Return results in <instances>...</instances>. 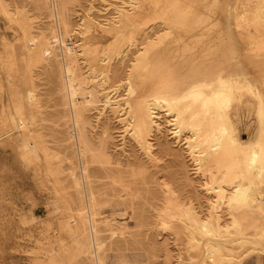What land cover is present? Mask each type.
Segmentation results:
<instances>
[{"label":"bare ground","instance_id":"6f19581e","mask_svg":"<svg viewBox=\"0 0 264 264\" xmlns=\"http://www.w3.org/2000/svg\"><path fill=\"white\" fill-rule=\"evenodd\" d=\"M39 1L47 9L48 17L54 22L48 30L51 39L56 42L58 48L55 55H59L63 116L65 123H68V140L71 142L77 160L75 168L79 169L77 171L73 165H70L72 164L70 160H68L69 166L63 170L51 167L50 161L45 160L44 170L48 176H51L48 181L51 182L54 196L66 209L65 219L59 221L60 228L66 229L78 251L89 254L90 264H104V258L100 256L103 242L97 235L95 222L98 209L102 205L110 203L114 197L124 195L125 183L123 181L125 177L134 178L144 173L141 166L136 167V170L129 171L127 175L124 174V171H116L117 173L113 171L110 167V156L106 151L105 144L107 142L104 144L105 140H93L85 131L86 107L97 101L93 96L94 93L89 89L90 86L87 85V79L101 76V79L103 78L101 83H104L110 77L112 73L111 61L124 57L127 54L125 51H128L132 45H136L135 28L131 25L139 17H142L141 21H138L143 29L138 31L137 28L136 31H138V35L145 34L146 39L151 31L145 30L150 26L151 29L158 24L167 26L171 30L168 29L170 30L169 34L167 36L162 34L156 41L152 39L145 41L144 46L137 50L139 52L133 58L130 71L124 77V81L117 84V86L125 87L126 90L122 107L125 106L127 118L133 123V132L136 133L138 140L140 139L144 143L148 155L151 153V144L145 136L151 126H158V109L163 110L164 115L170 116L168 120H166L167 118L165 120L169 125H172V133L176 135L177 131H188L189 135L186 137L189 140H185L188 144L186 147L189 148L188 159L194 172L200 177H198L199 185L204 193H208V190L213 191L214 195L220 199V201L217 199L216 201L221 203V199L224 198L225 204H223L226 208L224 210L229 216L224 219L220 215L217 202V204L208 205V201H211L210 196H208L210 200L208 198L207 201L205 200L206 207L201 206V202L197 207L194 206L191 199L182 201L173 198V202H175L173 204L177 208H171V211L160 209V223L164 224L165 228L172 230L176 237L179 235L178 227L182 228L187 238L188 248L199 253V259L190 264H237L239 260L234 259L237 258V255H234L233 252L250 248L248 244L260 242L264 237L261 233L263 228L259 227V221L254 218V213H258L256 209H262V205L256 201L255 197L251 196L253 192H250L251 187L249 189V186L253 185V179L255 181L254 177L264 171V98H262L263 95L257 98L259 95L254 94L258 99L257 101L255 99L256 104L254 102L258 116L256 123H259L258 134L251 144L245 145L239 138L234 125L235 117L239 115L240 110L236 105V108L230 106L231 101H229L232 95L239 92L242 87L252 92L253 83L258 85L257 83L261 82L263 87L260 86V89L262 87L264 90V53H262L264 38L263 36L259 37L261 35L260 27H264V4L260 2L261 0H190L188 9H185V5L182 8L183 5L180 4V1L178 3L182 9L179 11L180 8L177 7L179 12H173L170 9L168 11L171 12H165L166 7H164V12L160 11L163 0H148L147 3L145 1L144 8L140 9H138V4L132 2L134 0H123V3L118 5L110 2L116 6L114 7L116 16L102 23L96 21L98 26L105 27L103 29L97 27V31L95 30L96 26L90 23V25L86 24L83 20L84 23L79 21V24L70 25L67 10H69V5L76 0ZM3 3L0 0V9L3 10L0 11L6 13L7 10L2 8ZM171 6L173 7V5ZM138 10L140 12L135 14ZM15 17L18 16L15 15ZM19 17L21 18V16ZM231 18L235 19L233 22L241 29L238 32L230 29ZM88 19L91 21V18ZM13 21L15 22V20ZM27 21L29 22V20ZM201 25L203 27L198 29ZM86 26L93 27L96 32L84 34L83 32L87 30L84 29ZM251 27L253 32H247V30H251ZM123 29H127L130 33L125 38H121ZM245 30L247 34L244 32ZM42 39L44 41H41ZM42 42L45 43H43L45 47L49 44L51 46V41L46 40L42 30L38 28L35 35L28 38L21 37L19 42L10 43L6 50L0 51V55L2 52L6 54L4 64L0 66L7 70L9 77L19 76L22 72V65L28 58L26 54L30 57V53L39 52ZM6 43L2 42L3 48L6 47ZM125 48L127 49L125 50ZM35 56L33 57L35 58ZM91 58H97L95 65L89 62ZM28 60L30 59L28 58ZM175 60L179 62L178 67L172 64ZM88 63L90 64L88 65ZM81 64L85 65L84 68L87 66L86 74L82 72ZM113 73L115 74V71ZM93 81L95 82L94 79ZM101 86L103 88V85ZM16 87V83L11 80L8 82L7 90L14 97L17 93L15 92ZM257 89L259 90V88ZM256 91L253 92L256 93ZM105 92L101 95L105 98L104 102L107 103L110 102V96L108 98V93ZM260 92L262 93L261 90ZM21 94V99L26 105L33 100L35 95L31 89H27ZM117 101L115 100V102ZM241 104V107L245 106L243 102ZM248 105L246 108L250 107ZM117 109L120 113L123 112L120 111L121 109ZM32 117L34 116L28 115L24 120L18 121L22 130L33 123ZM176 128L177 130H175ZM37 138L34 136L30 141L35 155L44 151L41 141ZM50 154L52 153L50 152ZM52 155L54 156V154ZM92 164L104 170L111 186L118 185L120 187L119 193L109 194L107 190H103L100 194H96L90 188L89 166ZM186 174V179L192 181L188 171ZM262 175L264 176V174ZM242 178L248 180L251 185L242 182ZM257 180L259 178L255 182L258 184ZM208 184H212V186H208ZM257 184L253 187H257ZM70 187L79 197L78 204L74 209ZM115 231L117 230H110V234ZM147 232L144 235H147ZM71 257L72 255L63 248L61 254H54L50 257L49 262L50 264H63L65 261H70ZM119 260L122 264H128L124 255Z\"/></svg>","mask_w":264,"mask_h":264},{"label":"rangeland","instance_id":"374dc122","mask_svg":"<svg viewBox=\"0 0 264 264\" xmlns=\"http://www.w3.org/2000/svg\"><path fill=\"white\" fill-rule=\"evenodd\" d=\"M1 1L2 3L4 2L2 8L7 11L3 13L1 12L3 10L0 9V51L6 50L7 46H10V43L19 42L21 37L28 38L35 35L38 28L42 30L43 37L49 42L51 41V46L49 44V46L46 45L45 47L43 45L44 42H42L44 48L40 45L41 50L39 49V52L30 53V57L26 54V57L28 56L30 60L26 58L28 62L25 61L23 63L22 72L19 76L9 77L7 70L0 66V264H50V257L54 254H61L63 248L72 255L71 260L65 261L63 264H90L89 254L78 251L66 229H62L59 226V221L66 217V209L62 203L56 200L51 182L48 181V178H51V176H48L44 170L45 160L50 161L51 167L61 168V170L69 166L68 160L72 162L70 165H73L74 168L77 166L71 142L68 140V123H65L63 116L59 55H55L58 52V48L56 42H53V39H51L48 30L49 26L53 25L54 22L48 17L47 9L40 4L39 0ZM122 1L76 0L73 4L69 5V10H67L68 21L73 26L84 21L86 24L90 23L96 26V31L99 27V29H103L105 27L103 25L98 26L96 21L102 23L115 17L116 12L114 7L116 6L110 2L117 3L116 5H118L122 4ZM145 1L146 3L148 2V0H134L132 2L138 4V9H140L144 8ZM189 1L163 0L161 10H159L164 12V7H166L165 12L168 9L173 10V12H179L184 5L185 9H188L191 3ZM171 2L172 4H169ZM178 2L183 5L182 8ZM260 2L264 4V0ZM140 5L142 6L140 7ZM177 7L180 8L179 11H177ZM170 10L168 12H171ZM139 12L138 10L135 14ZM141 14L143 15V12ZM15 15L21 16L23 20L20 17H15ZM88 18H91V21ZM19 19L20 22H18ZM141 19L142 17H139L138 20L141 21ZM138 20L131 25L135 28L136 45H132L128 51H125L127 54L124 57L111 61L110 67L112 73L104 82L105 84L101 83L103 82L101 76L87 79V85L90 86L89 89L92 90L93 96L97 101L86 107V134L93 140H105L104 144L107 142L105 144L106 151L110 156V167L113 171H124V174L127 175L129 171L136 170V167L141 166L144 170V173L140 176L124 178L125 189L123 190V196L114 197L110 203L99 207L95 222L97 235L103 242L100 256L104 258V264H122L119 260L122 255L125 256L128 264H190L199 259V253L188 248L187 238L181 227H178L180 233L178 232L179 235L176 237V234L172 230L165 228V225L160 223L161 216H159V210L171 211L172 209H176L177 207H175V204H173L175 202L173 201L178 199L182 201H189L191 199L194 202H192L194 206L197 207L201 202L200 205L206 207L205 202L207 198L211 197L208 205L210 204L209 206H211L218 203L217 209L219 207L218 211L220 215L224 219L229 218V216H227V211H225L224 198L221 199L222 202L220 203V199L214 195L213 191L208 190V193H204L199 185L200 181L198 179L200 177L194 172L193 166L188 159L189 148H187L188 144H186V141L189 140L187 138L189 133L187 130L177 131L179 134L176 133V135L172 133V125H169L166 121L170 116L164 115V111L158 109L157 122L159 127L155 125L151 126L145 136L151 144L150 155H148L149 153L144 148V143L140 139L138 140L135 135L136 133L133 132V123L127 118L125 106L122 107V100L125 98L126 90L125 87L117 86V84L124 81V77L130 71V65H132L134 56L139 52L137 50H140L144 46L145 41H150V39L156 41L162 34L167 36L171 30L167 26L158 24V26L155 25L151 29L150 26L145 30L147 32L151 31L148 34L149 37L146 39L144 37L145 34L140 33L138 35V31L143 29ZM234 20L233 18L230 19L229 27L238 32L241 29L235 25ZM139 27L141 28L139 29ZM202 27L203 25L199 26L198 29ZM88 28L89 26L84 27V29H87L83 32L84 34L96 32L93 30V27ZM137 28L138 31H136ZM260 28L261 35L259 37L263 36L264 38V27ZM123 30L121 38H125L130 34L127 29ZM244 32L245 34L253 32V28L251 27V30H247V32L245 30ZM41 41L44 40L42 39ZM2 42H7L6 47L3 48ZM263 51L262 53H264ZM2 53L0 55V62L2 61V63L0 65H3V61L6 59V54ZM89 62L95 65L97 58H91ZM172 64L178 67L179 62L175 60ZM81 66L82 72L86 74L87 66L85 68L84 64H81ZM113 71H115V74ZM10 80L17 85L15 97L7 90ZM94 83L97 85L91 86ZM259 83L261 84V82H258V85H255V83L252 85L253 91L257 90L256 93L252 91L253 97L249 89L242 87L229 100L231 101L230 106L235 107L236 105L240 110L239 115L235 117L234 125L244 145L251 144L258 134L259 123H256L258 116L254 102L256 104L257 98L262 97V95V98H264L263 84L260 85ZM101 85H103V88ZM260 86H262L261 89ZM27 89H31L35 95L33 100L26 105L21 99V92L23 93ZM258 91L260 94L257 93ZM104 92L108 93V98L110 96V102H104L105 98L101 95ZM254 94L259 96L255 98ZM115 100L119 102H115ZM242 102L245 106L241 107ZM247 104L250 105L249 108H246ZM117 108L123 111L121 112L122 114ZM28 115L34 116L32 117L33 123L25 130H22L18 121L24 120ZM34 136L38 137L37 139L41 141L44 149V151L37 155H35L30 146V141L33 140ZM98 136L100 137L98 138ZM173 140L176 141L174 142ZM89 167L91 178L89 186L96 194H100L103 190H107L109 194L119 193L120 187L118 185H110V180L106 177L104 170L95 164ZM33 168L35 169L33 170ZM75 169L79 170L78 168ZM186 171H188V175L192 178V181L186 179ZM263 172H260L261 174L256 176L257 178L254 177L255 181L253 179V185L249 184L245 178L241 180H243L242 182H246L247 185H251L249 186V189L251 187L252 190L250 192H253L251 196L255 197L256 201L262 205V209H256L258 213H254V218L259 221V227L263 228L261 233L264 236ZM258 178L260 181L257 180V184L255 182ZM256 184L257 187H253ZM210 185L212 186V184H208V186ZM224 185L226 187V184ZM69 191L73 197L74 209L78 204L79 197H77L71 187ZM226 192L228 193L229 191ZM204 194L205 196L203 197ZM216 199L219 201H216ZM176 224L178 225V223ZM175 227L177 226L175 225ZM112 229L117 231L110 234V230ZM146 232L148 234L144 235ZM248 245H250V248L247 247L238 250V252H233L234 255H237V258L234 259L239 260L237 264H264V237L260 242Z\"/></svg>","mask_w":264,"mask_h":264}]
</instances>
